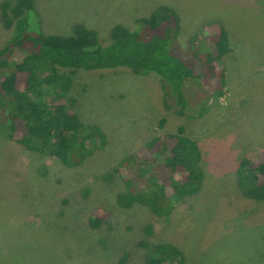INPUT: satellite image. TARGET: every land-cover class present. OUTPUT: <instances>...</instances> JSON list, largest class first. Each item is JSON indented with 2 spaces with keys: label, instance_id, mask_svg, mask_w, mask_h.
Wrapping results in <instances>:
<instances>
[{
  "label": "rangeland",
  "instance_id": "obj_1",
  "mask_svg": "<svg viewBox=\"0 0 264 264\" xmlns=\"http://www.w3.org/2000/svg\"><path fill=\"white\" fill-rule=\"evenodd\" d=\"M34 3L44 33L70 34L81 23L95 29L102 43L115 24L133 28L136 17L168 4L182 18L179 51L201 46L214 23L228 30L231 51L222 58L224 95L203 98L201 86L185 85L189 100L183 116L164 107L154 73L136 74L126 67L77 70L71 75V108L84 124H97L107 135L105 147L78 166L22 149L8 138L1 116L0 264H145L143 241L178 246L185 264H264V202L245 197L236 175L244 156L264 155V0ZM11 34L0 19V48ZM23 55L15 50L12 62ZM178 125L200 147V189L175 199L167 218L143 205L121 207L116 198L124 187L115 167L147 140ZM96 209L105 217L91 228ZM124 255L128 258L121 263Z\"/></svg>",
  "mask_w": 264,
  "mask_h": 264
},
{
  "label": "trees",
  "instance_id": "obj_2",
  "mask_svg": "<svg viewBox=\"0 0 264 264\" xmlns=\"http://www.w3.org/2000/svg\"><path fill=\"white\" fill-rule=\"evenodd\" d=\"M0 19L4 28L12 30L0 48V117L7 136L22 149L51 154L65 166L83 164L107 143L99 125L84 124L71 108V75L77 70L126 67L136 74L154 73L160 80L164 107L179 116L188 108L185 85L201 86L203 98L225 93L222 58L231 51L228 30L214 23L203 35L202 47L179 51L182 18L168 4L136 17L133 28L115 24L107 43H102L95 29L81 23L73 25L70 34L44 33L34 0L2 1ZM15 50L24 55L12 62ZM258 157L251 152L242 158L237 184L245 197L264 202V155ZM201 158L197 141L182 125L152 137L115 167L124 187L117 203L124 208L143 205L155 216L169 217L175 199L200 189ZM104 217L96 209L89 226L99 227ZM146 231L150 233L151 227ZM141 245L148 248L145 264H185L183 251L172 243L143 241ZM127 258L124 255L119 261Z\"/></svg>",
  "mask_w": 264,
  "mask_h": 264
}]
</instances>
